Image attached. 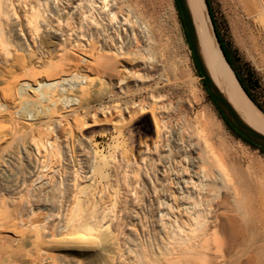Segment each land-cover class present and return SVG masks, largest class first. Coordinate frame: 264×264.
<instances>
[{"label": "bare ground", "instance_id": "bare-ground-1", "mask_svg": "<svg viewBox=\"0 0 264 264\" xmlns=\"http://www.w3.org/2000/svg\"><path fill=\"white\" fill-rule=\"evenodd\" d=\"M47 1L53 6H61L62 11L69 8L65 9L67 14H77L78 18L85 17L92 24L95 22L96 29H99L101 23L95 17L97 11L102 13L108 9L110 2ZM238 2L253 18L256 26L254 31V27L250 28L251 23L247 24L243 19H239V29L244 36L239 40L240 46L251 47L256 53L258 65L264 67V0ZM186 3L194 24L198 51L214 86L246 124L264 133V112L247 94L226 59L206 0H186ZM42 5L43 0H0V84L4 83L2 90L0 89V97L7 103H4V108L1 102L3 100L0 99V107L3 106L2 111L8 108L7 113L9 111L13 114L11 107L17 97H20L17 96L15 88H19L22 96L31 91L36 97L34 100L38 101V89L42 87L41 97L45 103L38 102V106H48L49 109V113L44 112L42 118L39 117L37 122H33L40 127L36 126L37 130L32 131L27 140L30 152L29 155L25 154L23 159L26 163L24 171L18 173L2 170L3 177L0 181L4 192H0V264H20L19 261L22 260L18 259L26 260L30 264H264V184L237 170L240 180H236L233 176L234 169L227 166L225 160L215 152L216 149L203 135L199 134L197 138L192 139L186 137L181 130H169L165 125H160L153 103L146 108L144 105L137 107V103L133 102L126 110V123L133 122L139 113L149 109L156 121L157 138L152 146L145 145L140 159L142 164L154 160V170L159 175L157 179L154 177L153 187L156 196L155 224L159 229L147 231L144 227L135 228L136 222H133L131 227H134L135 237H124V215L129 212L124 202L130 189L118 179L111 178L107 185H103L97 178V174L102 173L104 167L109 164L113 167V162L110 163L113 157H110V161L109 155L95 150L92 157L93 166L89 171L80 173L77 168H72L68 176L63 174L65 170L62 165L61 146L57 139L51 136V132L41 126L45 128L53 119L52 114L61 108V86L69 84V88L65 87L67 93L78 97L80 101L82 99L81 106L85 107L92 97L93 90L90 85L94 82V77L86 74V85L74 87L71 70L77 67V60L72 59L69 55L71 49L68 51L66 42L62 41L66 39L62 36H69L74 32L68 29L71 31L68 33L67 27L63 26L70 25L71 16H58L52 20ZM82 6L86 7L83 13ZM17 7L24 11L22 21L17 15ZM130 15L124 12L121 15L122 20L118 23L120 26H127L134 41L138 42V35L144 25L139 19H135L138 21L136 22ZM113 22L115 21L110 19L108 23L111 25ZM24 27L31 46L28 45L26 52H19L17 48L16 50L11 47L12 43L13 46L18 44L11 41L12 38L10 40V35H18V30L23 31ZM113 30L116 32L115 28ZM47 34L50 37H47ZM108 36L109 48L114 49L111 51L114 61L104 65L109 67L111 75L118 79V92L132 95L134 90L128 92L122 86L126 83L128 75L117 68L119 58L126 59L124 56L129 55L130 47L117 45L114 41L116 39H113L114 35ZM54 39H61L62 43L55 42ZM51 43H57L58 46L54 53L48 49ZM53 56L56 57L55 60ZM78 61L80 63L79 59ZM20 71L24 73L21 77ZM22 76L28 80L21 82ZM17 85L19 87H16ZM33 85L37 87H32ZM104 86H101L102 89H108L110 85ZM98 91L100 93V90ZM27 95L23 98H27ZM116 99L112 107L118 111L121 106ZM2 111L0 112L3 114ZM2 118L0 116V141L6 138L7 131H10L8 126L11 125L6 124L5 118ZM11 127L15 132L13 125ZM116 147L118 145H115V149ZM114 160L116 162L115 156ZM137 160L133 155L129 161L133 166ZM61 170L62 176H65L62 179H65L68 185V194L58 196V205L53 211L45 210L47 203L42 198L38 197L33 201L27 195L32 190L35 194L47 192L49 189L46 179ZM137 170L139 168H134L133 172L136 173ZM133 213L135 218L139 215L138 210Z\"/></svg>", "mask_w": 264, "mask_h": 264}, {"label": "rangeland", "instance_id": "rangeland-1", "mask_svg": "<svg viewBox=\"0 0 264 264\" xmlns=\"http://www.w3.org/2000/svg\"><path fill=\"white\" fill-rule=\"evenodd\" d=\"M109 1L108 9H105L102 13L101 11H97V14L95 13V17L101 22L100 26H98L99 29H96L97 25L95 22L92 21V24L85 17L78 18L77 14H67L66 12H68L69 8H65L67 10L64 9L63 12L61 6H53L51 2L43 0L42 8L48 15L50 14L49 16L52 20H55L58 16H71L70 25L63 26L64 28L67 27L68 33L71 32L68 29L74 32L69 36L67 35L68 38L67 36H62V38H66L62 39V41L66 42L65 45L68 51L71 49L69 55L72 59L75 58L74 60H77V67L71 70L74 76L72 79L74 87L86 85L84 82L86 74L94 77V82L90 85L92 88L90 89L93 90L91 93L93 98L91 97L90 102L87 105L85 104V107L81 106L83 104L82 99L80 101L78 97L67 93L65 87L69 88V84L61 86L63 94L62 102H60L61 108L57 113L54 112L56 115L52 114L53 116L51 117L53 119L49 120L50 123H47L45 128L43 125L41 126L44 130L50 131L51 136L56 138L61 146L62 165L63 170H65L63 174L68 176L72 168H77L80 173L89 171L93 166L92 157L95 150L109 155V158L113 157L112 161L110 158V163L113 162V167L110 164V166L104 167L103 172L97 174V178L103 185H107L111 178H115L120 182H124L130 189L124 202L126 210L129 211L127 215H124V222L126 223L124 237L126 239H133L135 237L136 232L134 227H131V223L133 222H136L137 227L135 228L144 227L147 231L159 229L157 224H155L156 196L153 193V187L155 186L154 177L157 179L159 175L155 173L154 160H150L147 164H142L140 159L145 145L150 144L152 146L157 138L156 121L152 111L149 109L142 114L139 113L133 122L127 124L128 113L126 110L135 102L138 105L137 107L144 105L146 108L147 105L153 103L159 124L165 125L169 130H181L186 137L192 139L197 138L199 134L203 135L212 144L213 148L216 149L215 152L225 160L227 166L232 170L234 169L235 174L234 171H232V174H234L233 176L236 180L239 181V173L244 172L264 184V152L257 146L247 143L233 132L212 101L204 78L196 65L176 0ZM209 1L220 35L231 53L235 67L251 92L254 98L252 100L264 111V67L258 65L256 53L251 47H241L239 43V40H242L244 37L239 29V19H243L247 24L251 23L250 28L252 26L254 28L251 29L256 31L253 18L247 14V11L243 9L238 0ZM118 6H121V8ZM84 9L86 10V7L82 6V13L85 12ZM19 10L17 11V15L22 21L24 20V17L22 18L24 11L20 8ZM124 12L130 13L131 18L134 20L139 19L144 25L143 29L141 28V33L138 35V42L134 41L132 32L127 26H120L121 24H119V20H122L121 15ZM107 17L115 22L110 25L108 23L110 19ZM102 21L104 22L102 23ZM64 23L65 21H63ZM25 28L23 31L18 30V35L13 32V35H10V40L12 38L13 40L11 41H16L15 44H18L17 46H13L14 43L11 42V47L13 49L17 48L18 50H16L19 52H26L27 48H29L28 45L31 46V41ZM114 28L116 32L113 30ZM111 31H114V33ZM108 35H114V38H112L117 40H114L117 45L131 48H129V55L124 56L126 59L123 57L119 58L117 68L123 70L126 76L128 75L126 83L122 86L128 92L129 90H134L135 95L118 92V79L114 75H111V69L104 65L106 62L114 61L111 52L114 49L111 50L109 48L108 41L110 38ZM47 37H50V35ZM54 41L62 43L61 39H54ZM57 47V43H51L48 49L50 48L51 53H54ZM95 47L96 51L94 52ZM20 48L21 50H19ZM76 57L80 60V63ZM55 59L56 57L53 60ZM21 74L24 75L22 71L19 72L20 77ZM24 79L22 76L20 81L23 82ZM82 79L83 81L81 82L80 80ZM103 80L104 83L102 84ZM29 82L31 83L32 81ZM106 83L110 86L108 85V87ZM104 84L108 87V89L104 88L106 92L101 87ZM0 86L1 89L4 83L2 82ZM35 86L37 87V85H33L32 87ZM16 87H19V85ZM41 88L38 89V93L40 94L38 101L34 100L36 97L31 91H28L27 94L33 97H28L29 95L24 94L23 96L27 95V98H23L18 90L19 88L17 90L15 88L17 96L20 95V97H17V101L15 100L16 103L14 101L11 107L15 114L9 113V111L7 113L6 109L8 108L2 111L5 108V101L0 97L3 100L0 101L4 105V108L2 105L0 107V111L3 112V114L0 112V116L3 117L2 120L5 118L6 121L4 120V122L6 124L10 125L11 123L8 127L12 129L11 126L13 125V130H15L14 132L9 128L8 130L11 132L7 131L8 135L6 134V138L4 137L0 141L1 181L5 169L18 173H21L25 169L26 163L23 159L25 154L29 155L28 152H30L27 140L30 133L40 127L33 122H37L39 117L42 118L44 112L49 113L48 106L43 108L38 106V102L45 103L43 101L44 98L41 97L43 96ZM98 90H100V93ZM70 98L75 99L70 100ZM115 99L120 102L121 107L118 111H115L112 107ZM31 122L32 124H30ZM16 125L17 128H15ZM22 125H24V128ZM115 145H118L119 148L116 147L115 149ZM133 155L138 160L132 166L129 160H131ZM114 156L116 157V162ZM134 168H139V170L134 173ZM63 174L61 170L60 173H55L46 179L48 180L47 185L49 189L47 192L43 193L42 191V194H38L37 192L35 194V191L32 190L29 191L27 196H30L29 198L33 199V201H36L38 197L42 198L47 203L45 210L53 211L57 208L58 196L60 194H68V185L65 179H62L65 178V176H62ZM1 181L0 189L3 188ZM0 192H4L3 189ZM135 210L139 212L136 218L133 215ZM19 260H22L23 263ZM18 261L20 264H30L23 259H18Z\"/></svg>", "mask_w": 264, "mask_h": 264}, {"label": "water", "instance_id": "water-1", "mask_svg": "<svg viewBox=\"0 0 264 264\" xmlns=\"http://www.w3.org/2000/svg\"><path fill=\"white\" fill-rule=\"evenodd\" d=\"M180 14L184 23V28L187 34L188 41L190 43L192 53L196 62V65L204 78V82L207 90L214 98L217 106L221 110L222 114L225 116L227 121L231 126L241 135L250 140L253 144L264 149V133L257 131L248 124H246L236 113L230 103L225 99V97L216 89L210 76L208 75L200 53L197 47V39L194 29V24L187 7L186 0H177ZM229 62V61H228ZM230 64V63H229ZM231 65V64H230ZM232 67V66H231ZM262 110V109H261ZM263 111V110H262ZM264 112V111H263Z\"/></svg>", "mask_w": 264, "mask_h": 264}, {"label": "trees", "instance_id": "trees-1", "mask_svg": "<svg viewBox=\"0 0 264 264\" xmlns=\"http://www.w3.org/2000/svg\"><path fill=\"white\" fill-rule=\"evenodd\" d=\"M206 3H207V6H208V10H209V12H210L211 18H212V20H213V24H214L215 32H216V35H217L218 40H219V42H220L221 48H222V50H223V52H224V55H225L226 59L229 61V63L231 64L232 68L234 69V71H235V73H236V75H237V77H238L240 83L242 84L243 88L245 89V91L247 92V94L251 97V99L254 100V98H253L251 92L249 91L248 87L246 86V84L244 83L243 79L241 78V76H240V74H239L237 68L235 67V64H234V62H233V60H232L231 53H230V51H229L227 45L224 43V41H223V39H222V37H221V35H220V31H219V29H218V26H217L216 20H215L214 15H213V11H212V7H211V3H210L209 0H206ZM176 5H177V7H178V9H179V6H178V3H177V0H176ZM179 11H180V10H179ZM180 16H181V14H180ZM181 19H182V17H181ZM182 23H183V20H182ZM183 24H184V23H183ZM186 35H187V34H186ZM256 83H257V82H256ZM209 95H210L212 101L214 102V104L216 105L218 111L220 112L222 118L224 119V121L226 122V124L229 126V128H230L233 132H235L237 135H239V136H240L244 141H246L247 143H250V144H252V145H255V144H253L250 140H248L246 137H244L243 135H241L240 133H238V132H237V131L231 126V124L227 121V119L225 118V116L222 114L221 110H220L219 107L217 106V104H216L214 98L211 96V94H209ZM255 146H257V145H255ZM257 147L260 148V149L264 152V149H263V148H261V147H259V146H257Z\"/></svg>", "mask_w": 264, "mask_h": 264}, {"label": "flooded vegetation", "instance_id": "flooded-vegetation-1", "mask_svg": "<svg viewBox=\"0 0 264 264\" xmlns=\"http://www.w3.org/2000/svg\"><path fill=\"white\" fill-rule=\"evenodd\" d=\"M232 57V56H231Z\"/></svg>", "mask_w": 264, "mask_h": 264}]
</instances>
